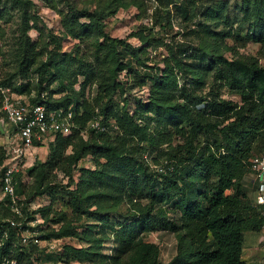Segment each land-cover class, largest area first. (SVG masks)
<instances>
[{"label":"rangeland","instance_id":"1","mask_svg":"<svg viewBox=\"0 0 264 264\" xmlns=\"http://www.w3.org/2000/svg\"><path fill=\"white\" fill-rule=\"evenodd\" d=\"M216 1H224L231 17L243 12L240 0H22L17 4L12 0H0V28L4 33L0 40L3 96L24 100L36 96L39 76L34 72L25 76L21 72L17 48L28 41L31 44L38 41L40 46H46L44 59L52 55L58 57V62L44 71L46 76L56 73L57 77L49 84L53 97L71 95L63 81L64 76H69L74 90L81 91L80 101L93 106L98 119L104 118L111 109L128 113L145 128L147 136L144 141L130 138L129 148L147 149L150 171H160L151 160L159 157L162 164L169 160H165L169 148L164 143L166 134L172 137V146L185 144L183 138L175 135L171 125L177 113L170 112L156 99V89L165 79L176 82L175 103L187 105L192 112L205 111L202 108L204 100H240L223 83L215 82L216 77L211 71L210 74L202 71L206 56L186 45L197 46L198 41L189 28L203 21L204 13L212 10L210 5ZM191 11H194L192 21L187 19ZM236 26L240 24H234ZM242 29L238 38L234 36L228 40L235 46L237 54L224 49V56L255 57L264 65V48L253 40L244 39L246 26ZM40 46L38 49L42 50ZM176 56L186 64V70L180 68ZM99 63L105 78L115 88L111 98L99 91L96 81L99 75L89 74L94 79L85 87H82L85 76L78 74L76 79L71 76L81 67H101ZM4 113L0 110V147L6 152L4 165L0 167V220L4 225L0 248L6 238L5 231H8L6 222L23 224L28 241L24 242L22 234L18 235L11 240L8 253L19 264H193L185 258L184 245L181 246L174 230L161 227L148 233L140 230L137 221L147 213V208H139L138 203L148 204L153 198L149 191L140 190L135 200L106 192L101 184L103 171L91 153L74 163L72 171L63 167L65 164L51 170L54 168L50 165L54 151L50 146L51 138H47L41 148L17 156L20 142ZM82 134L87 140L88 131ZM111 134L116 132L111 131ZM209 139L198 131V150H207L212 141ZM252 146L251 153L261 151L263 137L255 138ZM73 153L69 146L64 156ZM12 164L18 169L14 187L15 176L22 185L19 194L14 191L10 204L8 194L3 190L1 170ZM144 166L138 167L141 175L149 174ZM41 168L45 174L38 177L33 170ZM161 180L148 177L141 182L162 192ZM253 181L252 175L243 180L249 199H254L257 191V182ZM67 190H78L77 197ZM105 192L111 201L107 205L100 201ZM175 200L158 202L154 199L148 211L152 216L158 215L161 206L172 209ZM166 212L171 219L179 220L176 212ZM131 231L130 235H136L138 242L126 249L119 248L125 242L130 244ZM262 237L261 230L245 234L243 258L246 264H262Z\"/></svg>","mask_w":264,"mask_h":264},{"label":"trees","instance_id":"2","mask_svg":"<svg viewBox=\"0 0 264 264\" xmlns=\"http://www.w3.org/2000/svg\"><path fill=\"white\" fill-rule=\"evenodd\" d=\"M12 1L15 4L22 2ZM210 6L212 10L204 13V20L189 28L198 41L197 46L191 43L186 45L194 47L199 54L206 56L205 66H201L202 71L206 74H210L211 71L216 77L215 82L219 81L221 85L223 83L240 100L217 98L204 100L202 108L205 111L192 112L187 105L175 103L176 82L165 79V82L160 84L161 87L156 89V99L161 105L168 107L170 112L177 113L171 125L175 129V135L183 138L185 144L172 146L170 144L172 137L166 134L164 143H167L169 148L165 160L169 158L170 161L166 160L162 164L159 157L153 158L151 161L161 169L155 170L154 173L149 169L148 154L145 153L147 149L138 147L131 149L128 146L130 138L138 141L147 139L144 134L145 128L139 126L133 117L122 110L111 109L104 118L98 119L94 107L80 101L81 91L74 90L73 84L69 82L71 79L69 76H64L63 81L66 83L64 86L71 90V95L53 97L49 84L57 77L56 73L46 76L44 71L58 62V57L52 55L44 59L46 46H40L38 41L33 44L28 41L17 50L21 72L25 76L29 72L39 76L37 94L30 100L45 104L49 110L64 108L74 112L71 132L67 135L58 133L55 140L50 143L54 149L50 164L54 168L51 170L63 164L66 165L63 167L71 170L73 164L83 155L91 153L96 165L103 171L104 180L101 184L102 188L107 189L106 192L118 194V198L125 195L135 200L140 190L142 192L146 189L158 202L176 199L172 209L161 206L158 215L154 216L148 211L151 201H154L153 198H148L149 202L145 205L139 202V208H147V213L137 221L141 231L148 233L158 227L174 230L177 240L180 239L181 246L184 245L185 258L193 264H246L243 258L245 234L261 230L263 222L254 199L247 198L243 180L250 171V159L257 154L251 153L254 139L258 137L264 139V65L255 57L247 58L242 55L225 57L224 49L232 50L234 55L237 54L235 46L230 45L228 40L234 36L238 38L244 26L247 29L244 39L253 40L264 48V0H240L239 6L243 12L234 17L229 14L224 1H216ZM191 12L187 18H190V21L193 20L194 11ZM236 23L240 26L234 27ZM186 24L189 27V24ZM3 35L0 28V40ZM38 46L42 47V50H39ZM178 65L186 70V64L180 58ZM89 69H92L91 72ZM102 69V65L101 67L98 65V68L81 67L77 71L74 70L71 76L75 79L78 74L85 76L86 80L82 83V87H85L99 75V79L96 78L99 91L111 98L115 88L107 81ZM89 74H93L94 77ZM1 87L3 85L0 81V109L4 98ZM94 119L100 121L106 129L100 130L89 126V122ZM224 122L227 124L222 125ZM86 130L89 133L87 140L82 134ZM111 131L112 133L115 131L116 134H111ZM198 131L212 140L204 152L197 148L200 144L196 142ZM99 140L101 143H98ZM96 144L98 145L95 146ZM69 146L74 153L64 156ZM5 153L0 147V167L4 165ZM142 164L149 174L139 173L138 167ZM42 167L45 168V165L42 164ZM4 170L5 168H2L1 175ZM34 171L38 177L45 174L43 168ZM148 177L162 179V192L155 191L153 186L142 184L141 181ZM70 179L73 180L72 177ZM15 183V192L18 191L19 194L22 183L16 176ZM67 191L74 197L78 195V190ZM106 192L100 198L104 205L111 203ZM7 197L11 204V196ZM166 210L176 212L179 220L171 219ZM6 223L8 231H5L6 238L0 248V257L10 256L8 253L11 240L21 234V230L12 226L11 221ZM3 227L0 220V235L4 232ZM22 227L25 228L23 224ZM135 238L136 235H130V244L125 242L120 244L119 248L126 249L128 245L131 247V244L138 242Z\"/></svg>","mask_w":264,"mask_h":264},{"label":"built area","instance_id":"3","mask_svg":"<svg viewBox=\"0 0 264 264\" xmlns=\"http://www.w3.org/2000/svg\"><path fill=\"white\" fill-rule=\"evenodd\" d=\"M1 90L4 93L2 88ZM4 95L3 105L0 110L1 112H5L4 114L8 122L14 126L13 132L19 139L20 145L17 148V156L33 148H41L44 146L47 138H51L50 140L53 142L58 133L67 135L71 132L74 116L73 110H66L64 108L49 110L43 103H34L31 100ZM88 125L100 130L106 129L97 119L90 121ZM249 166L250 171L247 175H252L254 181L257 182L255 205L259 207L264 218V149L250 159ZM16 171L18 169L12 164L2 174L3 190L11 197H13L15 191L14 175ZM11 224L21 230L22 240L27 242L28 237L25 235L22 224L17 221H11ZM262 231L264 245V222L262 224ZM0 264L19 263L15 258L3 255L0 257ZM262 264H264V258Z\"/></svg>","mask_w":264,"mask_h":264},{"label":"clouds","instance_id":"4","mask_svg":"<svg viewBox=\"0 0 264 264\" xmlns=\"http://www.w3.org/2000/svg\"><path fill=\"white\" fill-rule=\"evenodd\" d=\"M246 176H248V175H246ZM253 183H254V181H253ZM255 197H256V194H255ZM254 202H255V198H254ZM257 206V205H256ZM258 207V206H257ZM258 209H259V207H258ZM260 210V209H259ZM260 213H261V211H260ZM262 215V214H261ZM263 217V216H262ZM263 222H264V218H263ZM263 222H262V224H263ZM261 231H262V225H261ZM263 232V231H262ZM262 242H263V237H262ZM264 246V245H263ZM245 247V246H244ZM264 248V247H263ZM244 251V250H243Z\"/></svg>","mask_w":264,"mask_h":264}]
</instances>
